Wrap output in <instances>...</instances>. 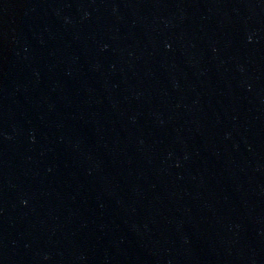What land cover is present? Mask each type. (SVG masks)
<instances>
[{"label": "water", "instance_id": "water-1", "mask_svg": "<svg viewBox=\"0 0 264 264\" xmlns=\"http://www.w3.org/2000/svg\"><path fill=\"white\" fill-rule=\"evenodd\" d=\"M0 264H264V0H0Z\"/></svg>", "mask_w": 264, "mask_h": 264}]
</instances>
